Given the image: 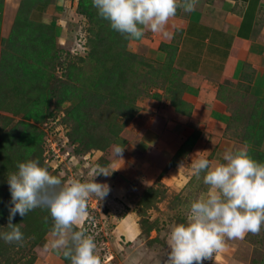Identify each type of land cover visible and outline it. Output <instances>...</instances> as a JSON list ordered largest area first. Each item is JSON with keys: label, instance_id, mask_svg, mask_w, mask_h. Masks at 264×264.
Returning <instances> with one entry per match:
<instances>
[{"label": "crops", "instance_id": "crops-1", "mask_svg": "<svg viewBox=\"0 0 264 264\" xmlns=\"http://www.w3.org/2000/svg\"><path fill=\"white\" fill-rule=\"evenodd\" d=\"M173 46L177 47L175 67L183 72L185 84L180 100L191 108L180 113L164 97L151 102L150 111L143 113L148 125L122 153L123 160L115 159L107 169L116 170L108 177L118 183L116 193L98 204L102 216H106L103 205L111 219L122 214L114 220L112 233L129 245L143 233L134 205L128 202L130 188L145 190L162 180L170 190L180 192L196 175L193 161L207 158L215 166L223 162L225 151L248 149L238 137L240 123H231L232 109L236 99L264 101V0H197L194 11L178 8L162 32L145 29L131 42L133 51L158 64L166 62ZM190 141L193 148L180 157ZM177 156L182 161L167 169ZM104 179L98 182L110 183ZM207 191L206 185L202 193ZM126 192L131 194L128 200L123 197ZM251 236L226 239L225 250L216 254L213 264H250L245 251Z\"/></svg>", "mask_w": 264, "mask_h": 264}, {"label": "trees", "instance_id": "trees-1", "mask_svg": "<svg viewBox=\"0 0 264 264\" xmlns=\"http://www.w3.org/2000/svg\"><path fill=\"white\" fill-rule=\"evenodd\" d=\"M4 1L0 0V28ZM47 2L48 0L21 1L18 15L15 19V28L12 29L8 38L4 39V45L0 53V73L2 76H10V81L7 79L0 82L1 87L5 91L9 89L11 84L21 86L24 92L22 98L24 99L30 91L42 93L43 88H46L51 83V88L45 95L48 96L50 101L55 99L58 101V107L51 109L50 103L46 106L44 105L45 107H40L41 99L31 101L30 98L22 106L24 110L18 111V114L24 115L27 122L17 124L10 131L0 129L2 134V140L0 141V232L8 231L6 226L8 224L11 201L8 175L17 170L19 162L29 159L38 160L42 166L52 172L51 174L58 176L57 170H54L50 162H46L45 142H43V137L41 136L44 133L37 126L28 122L29 119L35 121L47 119L48 122L49 120L56 121L58 116L63 113L59 110L62 107L59 103L61 104V101L67 100L70 103V107L61 122L69 129L71 127V129H74V125H84L83 123L85 122L92 125L88 126L84 131L79 128L80 130L74 129L75 131L69 132L70 139L72 135V143L77 145L78 153L85 154L92 150H102L100 148L101 139L97 138L98 134H91L87 130L90 127H96L97 131L107 127V131L110 130L112 132L111 136L104 134L107 143L113 142V145H119L125 149L128 146L126 145L127 143L121 142L122 144H120L118 140L121 128L118 131L117 127L114 128L112 126L113 128H111L108 124L109 121L118 119L124 114L131 115L139 111L137 98L140 93H143L137 85L139 78L140 80H146V85L150 84L152 86L155 82L150 77L151 73L158 74L159 80L163 77L161 66L157 67L152 64L156 62H152L148 67V72L146 74L141 73L142 78L139 76L135 85L131 84V74L136 73L132 69L135 66V62H139V57L128 50L130 38H125V36L112 30L109 21L98 15L96 8L93 7L92 0H78V13L87 18L91 25L89 31L92 35L88 37L91 51L87 57L81 58L74 57L71 52H67L66 56L68 58L65 56L64 60H60L63 66L62 77H64V80L59 83L60 85L53 82L59 78L51 70L53 66L51 60L60 58L61 52L63 54L64 50L57 52L55 46L51 44L53 40L50 42L46 34H40L37 28L39 25L33 23L30 19L32 10L45 13L49 6ZM50 25V18H45L42 21V27L48 29L47 26ZM162 48L165 49L164 46ZM170 48L171 51L166 62L163 64L159 63V65L168 68L169 72L171 70L174 71L173 76L175 78L170 79L169 98L173 95V106L178 112H184L186 108L190 109L191 107L180 100L185 89V85L182 84L183 72L175 68L177 47L173 46ZM76 58H78V61ZM147 63L144 62L141 66ZM179 87H182V89L180 90ZM251 100L253 99L251 98ZM253 101L256 104L252 105L250 111L246 109H242L238 113L233 111L231 123L237 125L236 122L241 123L240 120L242 118L243 123H246V129L238 137L243 142L253 144L254 146L249 148L248 153L257 161L264 162V155L256 146L264 138V101ZM102 108L107 113L105 119L102 120L103 115H101L100 121L96 119L94 124L90 122L94 115L93 113L96 110L100 111ZM105 131L106 129L104 133H106ZM193 143L194 141H190L185 144L179 156L183 152L192 149ZM259 145L258 147H260ZM106 155L107 153L104 154L103 158H106ZM108 156L109 160L101 164L104 168L111 165L116 159L113 153ZM179 156H177L178 159ZM44 210V208H37L32 212L42 211L45 213L46 210ZM103 213L107 214L108 209L104 208ZM31 220L30 218H20L19 215L15 217L13 223L19 224L25 239L22 245L5 243L0 239V264H35L37 257L34 251L36 247L44 242L46 235L52 232L53 220L48 210L43 218ZM83 229L84 226L80 229L77 226V230ZM62 260L66 264H70V260L66 259L63 254Z\"/></svg>", "mask_w": 264, "mask_h": 264}, {"label": "rangeland", "instance_id": "rangeland-1", "mask_svg": "<svg viewBox=\"0 0 264 264\" xmlns=\"http://www.w3.org/2000/svg\"><path fill=\"white\" fill-rule=\"evenodd\" d=\"M21 1L22 0L4 1L0 28V53L4 45V39H7L12 29L15 28V19L18 15ZM77 2L78 0H48L47 5L49 6L47 7L44 15V12H40L38 10H32L30 12L31 21L39 25L37 27L38 32L40 34H46L47 38L49 39L48 41L51 42V40H53L51 44L55 46V50H57V52L64 50L63 54L61 52L60 58L51 60L53 63V68L51 67V70L54 75L59 78L53 81L57 84L64 80V77H62L63 66L60 63V60L65 59L67 52H71V55L74 57L81 58L87 57L91 51V47L88 43V37L92 35L89 31V29H91V25L89 24V20L87 18L78 13ZM43 16L45 18H50L51 25L47 26L48 29L42 27V21L45 19H42ZM133 40H135V38H130L128 50L139 57V62H135V66L132 69V71L136 73L131 74L132 76L130 79L131 84L135 85L137 78L139 76L141 77V73L146 74L148 72V67L153 61L145 57L143 54L132 50L131 42H133ZM66 58L68 57L66 56ZM76 60L78 61V58H76ZM144 62L148 63L144 66H141ZM152 64L157 67L161 66L163 77L161 80H159L157 77L158 74L151 73L150 77L155 82V84L152 86L150 84L146 85V80H140L139 78L137 85L140 87L141 92H143L140 93V96L137 98V106L139 111H136L131 115L124 114L128 116H120L118 119L110 120L108 123L111 128L117 127V131L121 128L118 139L120 144H122L121 142H125L127 143L126 145L129 146L135 139H137L139 135H141L140 132L143 131L148 125L146 123L147 120H144L145 116L143 117V113H145L144 111H150L148 108L150 107L151 102L159 101L164 97L165 99L169 100L170 106L174 107L172 104L173 95L171 98H169V89L171 87L170 79L175 78L173 76L174 71L171 70V72H169L168 68H164L163 65L156 63ZM1 76L2 74L0 73V82L7 79L10 81V76L4 75L2 76V79ZM172 84L174 87L173 80ZM182 84H184L183 75ZM51 85L52 84L50 83L46 88H43L42 93L39 91H30L27 97L23 99L22 97L24 92L21 86H14V84H11L9 89L5 91V89L1 87L0 84V129L10 131L12 128H14V126H17V124L21 122H27L24 118V115L18 114V111L24 110L22 106H24L25 103H27L25 101L30 98L31 101L41 99L39 103L40 107H43L44 105L46 106L49 103L51 109L58 107V101L56 99L50 101L48 96L45 95V93L50 90ZM179 89L181 90L182 87H179ZM235 103H237V105L233 104L234 109H232V111L234 110L236 113L240 112L242 109L250 111L252 105H254V103L256 104L255 101L245 98L242 101H237L236 99ZM59 105L62 106L59 108V110L63 113L62 115L60 114L58 116L56 121L49 120L48 122L47 119H42L41 121L29 119L28 122L37 126V128H39L45 134H41V136L43 137V142H45L44 148L46 160L50 162L51 166H54L52 167L54 170H57L58 176L62 179V181L67 182L68 180L72 179H79L84 182L91 181L94 179V173L100 170H107L109 168V166L104 168L101 164L104 161L109 160L108 155L114 152L113 146L115 144L113 145V142L107 143V140L105 139V135L111 136L112 132H110V130L107 131V127H105L106 133H104L105 129L97 131L96 127H90L87 130H89L91 134H98L99 137L97 136V138L101 139L100 148H102L103 151L92 150L85 154L78 153L77 145L72 143V135L70 139L69 132L75 131L74 129H82L84 131V129L86 130L88 126L92 125H89L87 122H85L83 123L84 125H74V129H71L72 127L70 129L69 127L67 128L66 125H64L61 121L63 116L67 114L70 103L67 100H64L61 101V104L59 103ZM93 114L94 115L90 122L94 124L96 119H99L100 121L101 115H103L102 120H104L107 113L105 112V109L102 108L100 111L96 110ZM240 121V129L238 132L243 134V130L246 129V123H243L242 118ZM1 140L2 134L0 133V141ZM53 144H58V146H61V151L65 152V154H61L63 156L61 158L62 162L58 157H54L55 154L52 151V148L55 145ZM244 144L248 147L247 151L250 147L254 146L253 144H248L247 142H244ZM258 144H260V147H258ZM256 146L264 155V138L260 140ZM127 147H125L123 152ZM66 152L69 153L68 158L66 156ZM105 153H107V157L103 158ZM180 157L179 159L177 157L169 162L167 169L178 165L182 161L180 160ZM179 160L180 162H177ZM108 177L110 176L103 175L102 177V174H100L96 177V181L98 182L100 179L104 178L107 179L108 182H110L109 184L106 183L107 181L103 182L110 186L109 194H111V192L116 193L115 189L118 183L115 181L114 184V181L111 178L109 180ZM111 180L113 182H111ZM205 188L206 185L203 182L202 173L199 177L195 175L189 185L180 192H175L174 189L170 190L162 182V180H158L149 188L146 187L145 190H139L138 187L130 188V192H132V198H129L128 200V196L131 194L128 195L127 192L123 197H125L124 199L128 200L129 204L134 205V211L139 218V224L141 225L143 232L141 237L136 240L135 244L133 245H129L128 243H125V241H121L119 238H114L115 235H113L112 231L117 225L114 223V220L118 221L117 219H119L122 214H114V216H116L115 219H111L108 214L105 215L109 218L102 216V214L100 215L101 212L98 210V204L102 203L101 200L95 196L89 198L87 202V214L80 224L83 223L82 226H88L86 224V220L90 221L89 219L94 217L96 225L90 226V231H85L84 229L83 231H85L87 235L94 239L97 246L96 252L101 259V264H165L167 255L169 253L167 239L171 227L175 224L185 222L190 203L193 200L205 195L202 193ZM104 200L107 202L108 197L106 196ZM106 206L107 205H103L101 207L104 209L107 208ZM45 210V213L42 211H31L25 217L20 216V218H30L32 219L31 221L35 220V218L39 220L41 217L43 218L46 216L47 209ZM80 224L78 225L79 229V226H81ZM90 227L88 226V228ZM53 239L54 237L51 232L46 235L44 242L36 247L34 252L37 259H40L39 264H66L63 260H60V258L62 259L63 250L55 249L51 246ZM248 248L249 250L245 252H247V259L250 261V264H264V226H262L259 234H252V236L249 238ZM112 256L113 259H111ZM215 256L216 254L213 255L212 260H205L204 264H213Z\"/></svg>", "mask_w": 264, "mask_h": 264}, {"label": "clouds", "instance_id": "clouds-1", "mask_svg": "<svg viewBox=\"0 0 264 264\" xmlns=\"http://www.w3.org/2000/svg\"><path fill=\"white\" fill-rule=\"evenodd\" d=\"M196 3L197 0H92L98 15L125 38H139L145 29L160 33L178 8L191 12ZM113 149L114 157L123 160L124 147L114 145ZM222 160L215 166L207 158L192 162L196 176L204 174L208 191L190 203L185 222L171 227L165 264H204L225 250L226 239L259 234L264 226V162L254 159L246 148L227 150ZM183 166L181 163L180 168ZM114 171L100 170L88 182H64L38 160L19 162L17 170L8 175V231L0 232V239L22 245L25 237L19 224L13 223L15 217L44 208L53 220V248L63 250L70 264H101L94 239L77 230V226L87 214L89 198L103 200L110 192V186L97 182L96 177L110 176Z\"/></svg>", "mask_w": 264, "mask_h": 264}, {"label": "built area", "instance_id": "built-area-1", "mask_svg": "<svg viewBox=\"0 0 264 264\" xmlns=\"http://www.w3.org/2000/svg\"><path fill=\"white\" fill-rule=\"evenodd\" d=\"M53 145H55L53 148H52V151L54 152V157L56 158V157H58L59 159H60V161L62 162V160H61V158L63 157L61 154H65V152H63V151H61V146H58V144H53ZM58 148V149H57ZM66 156H67V158H68V156H69V153H67L66 152ZM47 162H49V161H47ZM53 166V165H52ZM54 167V166H53ZM90 221H88V220H86L87 222H86V224L90 227V226H92V225H96L95 223V221H94V218L93 217H91L90 219H89ZM88 226H84V230L85 231H90L91 230V227L90 228H88ZM111 259H113V256H112V258ZM110 260V259H109Z\"/></svg>", "mask_w": 264, "mask_h": 264}]
</instances>
